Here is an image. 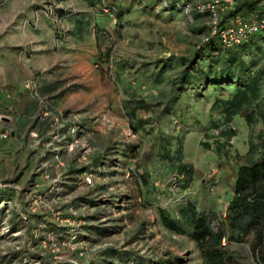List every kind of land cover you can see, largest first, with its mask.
I'll return each mask as SVG.
<instances>
[{
    "label": "rangeland",
    "instance_id": "1",
    "mask_svg": "<svg viewBox=\"0 0 264 264\" xmlns=\"http://www.w3.org/2000/svg\"><path fill=\"white\" fill-rule=\"evenodd\" d=\"M120 1L98 8L111 28L94 25L90 57L59 53L85 0H0V50L11 51L2 59L5 84L36 79L38 97L21 89L36 101L27 117L48 124L46 134L29 130L14 154L0 153V191L13 197L0 199V264L197 263L190 240L163 226L159 208L185 227L181 209L189 205L222 215L237 167L264 153V73L236 113L222 104L234 85L178 89L174 82L188 66L179 59L202 44L198 26L207 18L160 11L152 2L127 9ZM14 16L52 24L57 53L48 57L47 79L58 89L40 90L42 68L25 75L34 47L29 42L14 55L13 26L3 23ZM256 57L254 70L264 69V44ZM201 67L200 60L193 65ZM15 115L0 105V141L15 137ZM238 247L248 256L246 245Z\"/></svg>",
    "mask_w": 264,
    "mask_h": 264
},
{
    "label": "trees",
    "instance_id": "2",
    "mask_svg": "<svg viewBox=\"0 0 264 264\" xmlns=\"http://www.w3.org/2000/svg\"><path fill=\"white\" fill-rule=\"evenodd\" d=\"M154 3L160 11L179 12L177 9L159 7L156 0ZM235 15L245 18L264 17V0H236L234 9L223 14L219 27H223ZM193 16L206 18L207 14L193 12ZM198 30L203 34L208 33V27L205 25L198 26ZM263 44L264 30L232 47H223L216 38H209L194 50L192 58L179 59L182 65L188 66L181 70L178 81L174 83L181 85L178 89L183 90L182 85L191 86L201 81L202 84L216 87L221 84L234 85L232 98L222 101V104L227 111L233 110L236 113L242 103L246 102L248 94L255 91L258 86L257 79L264 73V69L254 70L259 60L256 57L258 50ZM172 59L174 58L166 60L167 66L171 64ZM197 60L202 63L201 70L193 68ZM0 199L12 200L13 197L3 190L0 191ZM158 214L166 229L187 235L195 243L201 258L200 264H246L243 259L248 256L251 260L249 264H264V153L237 167L232 195L222 215L212 210L198 211L189 205L181 209L187 224L185 227L176 219L170 218L161 208ZM56 228L63 229L60 226ZM95 230L104 235L105 229L102 227ZM242 245H246L248 256L239 249L238 246ZM113 251L109 249L104 254L111 255ZM119 258L123 260L122 256ZM150 261H138V264H180L181 259H175L174 262Z\"/></svg>",
    "mask_w": 264,
    "mask_h": 264
},
{
    "label": "crops",
    "instance_id": "3",
    "mask_svg": "<svg viewBox=\"0 0 264 264\" xmlns=\"http://www.w3.org/2000/svg\"><path fill=\"white\" fill-rule=\"evenodd\" d=\"M85 1L86 2H82L81 6H79V11L77 12V14L71 16L69 20V24L71 26V29L69 30V37L71 39H69V44L65 43L64 45H62L60 52L58 51L59 53L65 51L77 55V53H79L80 51H84L87 52L90 57H93L97 52L98 38H96V36L93 34L94 25H96L101 31L102 29L105 30L109 27L111 28V18L109 17V15L98 12V8L101 9V4L105 2V0ZM139 2L146 5L149 4V2L154 3V0H122L118 2V5H125L126 8L129 9L131 7H135V4ZM116 3L117 2H115L114 4ZM14 17H9L3 22L4 26H9V24H12L13 26V37L12 39L9 38V40L12 42V45L14 47V55L25 51L27 43L29 42H31L34 47L33 52L30 54V59L25 60L24 63L25 75L29 76L35 71L42 68L41 70H43L45 73L47 72V74H44V77H42L43 81L40 85V90L52 91L58 89V82L56 80L49 81L50 79H47V76H49L48 72H50L47 68V66L49 65L48 57H50V54L52 53H57L54 51L55 42L52 24L43 17L41 19H38L36 23H34V19L32 18L24 17L22 19L21 17ZM6 56H11V51H8L6 49L0 50V74L2 75L0 77V105L7 108L12 107L15 110L16 115L13 117V127L16 130V135L14 138L9 139L8 141L3 139L2 141H0V153L3 154L11 152L14 154L15 151L19 148V141H24L28 138L29 130L36 129L39 130L41 135L43 133L46 134L48 133V124L47 121L28 119L27 116L35 111L36 101L32 99V97L30 98V95H27L23 91H21V89L23 90V85L20 81L14 79L11 82L8 81L9 84H5L6 78H4V75L8 72L4 67L6 66V62L2 59H5ZM14 87L15 89L12 90V88ZM56 96L61 95L58 94L55 95V97ZM72 171H76V169H72ZM196 210L203 211L207 209ZM186 237L194 246V251L197 252L198 262L194 264H200L201 258L199 257V253L195 243L187 235ZM161 260L165 261V259L163 258Z\"/></svg>",
    "mask_w": 264,
    "mask_h": 264
},
{
    "label": "built area",
    "instance_id": "4",
    "mask_svg": "<svg viewBox=\"0 0 264 264\" xmlns=\"http://www.w3.org/2000/svg\"><path fill=\"white\" fill-rule=\"evenodd\" d=\"M159 7L177 9L186 15L193 12L206 13L208 33L203 35L202 43L209 38H216L223 47H232L246 41L251 35L264 30V17L245 18L235 15L223 27H219L224 13L234 9L236 0H156ZM111 11V8H108ZM50 13V12H49ZM48 16V13H44ZM23 88L31 96L38 97V81L29 79L23 83ZM85 185H92V179L86 176ZM72 214H75L72 211ZM77 264V262H73Z\"/></svg>",
    "mask_w": 264,
    "mask_h": 264
}]
</instances>
